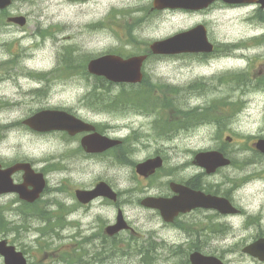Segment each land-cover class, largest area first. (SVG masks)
<instances>
[{
	"label": "rangeland",
	"instance_id": "1",
	"mask_svg": "<svg viewBox=\"0 0 264 264\" xmlns=\"http://www.w3.org/2000/svg\"><path fill=\"white\" fill-rule=\"evenodd\" d=\"M152 4L153 0H88L77 3L28 0L22 3L21 11L29 18L27 26L11 28L12 32L8 34L0 31V63L18 58L17 64L0 67V104L9 103L0 109V126L7 128L0 133V161L29 160L37 170L46 169L47 187L37 208L45 210L51 219L48 222L44 218L32 217L19 233L0 232V239L6 238L23 250L34 264H68L70 260L81 264H138L136 252L114 255L104 262L96 259L95 254L100 253L101 242L106 238L104 228L116 222L119 209L140 234L139 238H143H131V243H157L154 264H181V261L186 264L188 250L173 256L171 250L177 249L176 244L181 243L191 247L193 238L200 235L209 242L205 252L225 256L233 261L232 264L245 260L228 249L255 234L253 227L248 226L246 216L244 219H229L231 229L226 234L215 230L210 234L195 228L197 234L190 238L180 229L166 226L159 214L140 204L139 199L145 196L164 195L168 190L167 182L182 179L180 173L165 176L162 168L157 176L142 178L130 164L115 165L112 159L105 157L97 162L81 158L80 141L68 139L63 132L38 134L23 123L25 118L41 109H68L84 119L99 123L104 134L129 138L133 161L139 162L159 153L165 155L167 168L182 169L186 177L201 173L191 164L195 152L226 146L237 165L224 168L217 175L206 174L205 183L225 191L232 188V181L238 184L245 181L234 193L238 204L248 211L254 210L258 217L264 214V156L246 166L241 163L244 158L255 156L250 144L264 137V89L255 85L250 87V91H232L236 86L229 76L231 73H234L233 77L247 72L250 75L264 73V20L259 17L264 15V11L257 13L249 7L234 9L217 3L207 12L192 14L151 10ZM255 13L259 16L253 21L251 18ZM199 22L209 23L211 41L221 52L207 59H200L202 56L196 54L159 56L149 60L144 71L149 83L178 87L177 98L181 108L196 106L201 112L203 107L217 100L220 104L217 109L225 115L229 112V105H235L234 102L237 107H243L230 124L227 121L220 128L201 117L189 131L184 128L175 130L174 137L169 138L167 134L160 133V122L157 121L173 122L176 109L159 114L157 110L148 111L147 108L108 110L95 107L90 93L92 85L99 81L89 77L85 69L89 59L117 51L129 55L145 53L153 41L188 30ZM39 30L47 35H42ZM243 38L252 44L247 43V48H244L239 43ZM67 51L72 53V57L65 61L63 57ZM82 55L89 59L85 62ZM64 66L70 71H63ZM76 68H81L78 70H82V75L72 76L71 70ZM59 70L61 76L58 75ZM29 71L47 73V79L32 77ZM52 71L56 74L50 73ZM198 81L204 82L208 88L203 91L195 89L199 87ZM111 87L98 88L97 91L110 95L125 92L122 84ZM39 88H45L48 94L37 92ZM154 94L158 98L164 96L160 88ZM144 97L145 92L130 93V98L138 103ZM214 116H218L217 111H214ZM227 135L233 139L227 141ZM53 164H58L59 169H55ZM246 175L247 180L243 179ZM15 178L22 180L21 173H17ZM101 180L120 192V204L105 202L101 198L88 207L79 206L75 190L93 188ZM22 204L16 193L0 196V209L13 224L17 220L16 224L22 225L23 217L16 211ZM207 217L202 214L196 218L189 217L187 223L197 227L225 222L223 218L210 220ZM130 233H121L113 242L121 245L123 241L127 246ZM86 236L92 237L87 240ZM150 239L156 242L148 241ZM104 244L109 246L110 241L105 239ZM0 264H4L1 254Z\"/></svg>",
	"mask_w": 264,
	"mask_h": 264
},
{
	"label": "water",
	"instance_id": "2",
	"mask_svg": "<svg viewBox=\"0 0 264 264\" xmlns=\"http://www.w3.org/2000/svg\"><path fill=\"white\" fill-rule=\"evenodd\" d=\"M154 5L156 7H176L182 4L175 2V0H155ZM190 7L197 6L190 5ZM20 22L21 24H24L25 19L22 17ZM151 47L155 52L212 51L214 48L213 44L207 39L205 29L202 30V28H195L189 32L180 33L173 38L155 42ZM142 60V57H132L124 60L115 55H106L90 61L89 70L94 74L106 76L114 81H137L141 79L140 65ZM25 123L39 131L70 129L71 132L77 125L84 124L82 121L68 113L58 110H43L25 120ZM83 143L89 149L88 151H102L116 142L108 137L97 134L86 137L83 140ZM255 145L257 149L264 152V138H261ZM197 162L207 167L208 171H215L216 167L221 164L229 163V160L224 159L218 152L212 151L200 153L197 156ZM160 164L159 159L148 160L147 162L140 164L138 170L141 174L147 176L153 173L156 167ZM20 169L25 171V182L22 184H14L12 174ZM28 184H33L34 188L29 190L27 188ZM44 186L45 179L43 174L36 173L30 163L20 162L6 169H2L0 164V194L7 191H17L21 198L34 201L40 196ZM77 195L83 203H88L100 195L112 199L116 198L115 192H113L106 182L98 183L96 188L92 190H77ZM173 202H169L163 198H148L144 203L159 207L162 210L164 217L167 220H171L175 215L171 213L168 208L174 206ZM126 227V222L120 213L118 223L116 225L108 226L106 230L109 234L113 235ZM0 253L4 256L5 264H30L23 252L17 251L14 245H9L7 239L0 240ZM191 260L193 264H221V261L216 257H206L199 252H194L191 255Z\"/></svg>",
	"mask_w": 264,
	"mask_h": 264
},
{
	"label": "flooded vegetation",
	"instance_id": "3",
	"mask_svg": "<svg viewBox=\"0 0 264 264\" xmlns=\"http://www.w3.org/2000/svg\"><path fill=\"white\" fill-rule=\"evenodd\" d=\"M70 2H86L88 0H68ZM23 2H28V0H9L7 3V0H0V31H2L3 34H8V32H12L11 28H20V27H24L27 26L28 22V16L25 15V17L27 18L26 24L25 25H21V23L16 19V17H21V15H23L21 13L22 11V3ZM217 3H221L223 4V6H228L231 8L234 7H249L252 8V10H254L255 12L259 13L264 11V8L262 7L261 4V0H243L241 3H229V2H225V1H216L214 2L212 5H210L208 8L206 9H202V10H189V9H184V8H179V9H165L162 11H172V12H181V13H192V14H198V13H203V12H207L209 10H211V8L217 4ZM3 4V5H1ZM257 13L254 14V16L251 18L253 21L256 20V18H258L259 14L257 15ZM260 17V16H259ZM261 18V17H260ZM202 24H205L208 27L207 22H199ZM197 23V24H199ZM196 24V25H197ZM40 31V30H39ZM243 38V40H241V42H239L241 44V46H243L244 48H247V43L252 44V42H248ZM252 41H254V44L256 43L255 39H252ZM249 73V72H248ZM262 73L258 74L261 75ZM9 75V74H8ZM257 75V74H256ZM255 75H251V77H253ZM86 133H80L77 134L75 136H71L68 133L64 132V135L67 136L68 139L70 140H79V149H80V157L84 158L86 160H93L94 162H97L99 160V158L101 157V154H97V153H88L85 151L83 145H82V137L85 135ZM122 148H118V149H113L111 152L112 154H121L122 153ZM125 155V160L130 163L132 161V150H129L126 152ZM121 157H123V154L120 155ZM192 161V160H191ZM126 165V164H123ZM170 169V170H169ZM167 170H163V174L164 175H168V176H173L174 173H180L181 178L182 179H174V181L181 183L183 185H187L191 188H193L194 190L197 191H201L203 193H205L206 195H216V196H220V197H224L226 199L229 200V202H231L235 207H237L238 212H236L235 214H228L223 216V214H220L218 212V210L214 209L213 207H196L190 211L187 212H183V213H179L178 216L176 217L174 223L172 224H167L168 227H175L176 229H180L181 231H183L184 233L187 234L188 237H192L197 234V231L195 230V228H199L201 231H204L205 233H210L215 231H221L223 233H227V231H229L231 229L230 225L231 222L229 221V219H231V217H240L244 219V217H247V221H248V226L253 227V231L255 230V234L251 235L249 237L248 240H246L243 243H237L232 247H229L228 251L231 252L230 248L233 249L234 251L237 252V254L240 253V250L242 251V249L249 243H252L254 241H256L257 239L264 237V214H261L259 217L256 216L254 214V210L253 211H248L245 208H243L241 205L238 204L236 197L234 196V193L240 189V186L237 184V182H233L232 181V188H227L224 190L218 188V187H214L212 185H210L209 183H205L204 177L206 176V172L204 171V169L201 170V173L199 175L196 176H190V177H186L183 172L182 169L181 170H177V168H169ZM166 171H169L168 173ZM169 195H172L173 192H169ZM168 195V196H169ZM177 195L179 196L180 194L177 193ZM204 215V216H209L207 218H209L210 220H212L213 218H223L225 219L224 224H208L205 226H197V227H193L192 224H188L187 222L189 220H187V218L189 217H194L196 218L199 215ZM219 225V226H218ZM220 227V228H219ZM247 228V226H246ZM250 229V228H248ZM192 235V236H191ZM205 237L207 238V234L205 235ZM200 238V239H199ZM208 239L204 240L202 235H200V237H195L192 240V246L189 247L187 246L185 243H181V244H176L177 249L178 250H185V251H190V250H194V249H201L204 250L205 247L208 246ZM240 257L245 259L243 261H240V264H264V259H259L251 254H246V253H241ZM147 264V262H143L138 260V264ZM231 261H228V264H230Z\"/></svg>",
	"mask_w": 264,
	"mask_h": 264
},
{
	"label": "trees",
	"instance_id": "4",
	"mask_svg": "<svg viewBox=\"0 0 264 264\" xmlns=\"http://www.w3.org/2000/svg\"><path fill=\"white\" fill-rule=\"evenodd\" d=\"M245 77L246 76H243V78H245ZM99 80L102 83V86H105L106 85V83H107L106 80H104V79H99ZM97 86H99V85L96 84V87ZM150 95L151 94H149V97H150L149 100L152 99V97ZM125 97H126V94H123V97H122L121 100L122 101L127 100ZM167 97L168 96L165 97V100L163 102L164 107H168V106L172 105L171 103H168V101H166V100H171L169 97L168 98ZM102 99H105V98L102 97ZM217 105H218V103L216 101H213V103L208 108H206V110H203L201 112H199V111H196V112H198V116L199 117H202V116H205V115H206V117H208V114L207 113L204 114L203 112H206V111L212 112V111H214L217 108ZM26 206L27 207L22 208V213L24 214V219H28L32 215H34V216L35 215H38L40 217H45V218L48 219V217L45 214H43V211L41 209H35V208H33V206L30 207V204L29 205H26ZM26 227L27 226L26 225H23V224L22 225H17V224L16 225H13V222L10 221V220H8L6 218V216L4 215L2 209H0V232H12V231L14 232L15 231L17 233L18 231H20V230H22L23 228H26ZM154 247H155L154 243L153 244L150 243L149 246H147V250H146L147 253H145L146 256L147 257H150L151 260L154 259V257H153V255H154ZM127 248H126L127 250L121 248L120 249V252L125 253V252L130 251V250H137L136 248L134 249V246L131 245V243L128 245ZM102 249H106V248H102ZM117 250L119 251V248ZM76 251H78V250H76ZM104 251L105 250H102L100 253L95 254L96 258H97V255H98V257L102 258V254L104 253ZM138 251L140 253H142L143 252V249L140 248ZM146 251H144V252H146ZM68 264H81V263L80 262H77L76 263V261H71L70 260V261H68ZM83 264H88V263L87 262H84Z\"/></svg>",
	"mask_w": 264,
	"mask_h": 264
},
{
	"label": "bare ground",
	"instance_id": "5",
	"mask_svg": "<svg viewBox=\"0 0 264 264\" xmlns=\"http://www.w3.org/2000/svg\"><path fill=\"white\" fill-rule=\"evenodd\" d=\"M174 148H175V147H174ZM175 154H176V153H175ZM179 154H180V153H179ZM233 217H234V216H233ZM233 217H231V218H233ZM237 217H238V216H237ZM237 217H236V218H237ZM240 217H241V216H240ZM243 229H244V228H243ZM250 229H251V228H250Z\"/></svg>",
	"mask_w": 264,
	"mask_h": 264
}]
</instances>
